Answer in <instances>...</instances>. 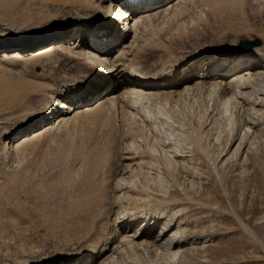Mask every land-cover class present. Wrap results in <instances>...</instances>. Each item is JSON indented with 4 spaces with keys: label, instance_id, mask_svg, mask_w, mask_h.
Here are the masks:
<instances>
[{
    "label": "rangeland",
    "instance_id": "374dc122",
    "mask_svg": "<svg viewBox=\"0 0 264 264\" xmlns=\"http://www.w3.org/2000/svg\"><path fill=\"white\" fill-rule=\"evenodd\" d=\"M60 1L0 0V33L5 31L19 37H39L50 28L71 24L76 14L72 9L62 7ZM175 14L171 17L169 14L165 19L162 16L155 19L154 37L156 34V39L161 38V48L148 47L146 52H141V71L153 64L158 66L157 69L166 66L167 55L180 58L207 50L229 49L243 40L258 39L261 43L258 48H264L263 0H243L241 6L224 7L220 11L195 2L185 5L181 13ZM180 25L184 26V30L178 28ZM74 31L75 26L70 29V32ZM13 50L10 49V53ZM50 58L59 59L58 68L49 70L50 74L46 71L48 68H45V75L59 81L67 74L66 76H71L69 80H72L71 74L76 73L67 64L69 60L64 61L62 55ZM2 63L0 62V264H33L45 258L52 259L53 256L63 259L66 254L77 253L86 241L97 238L101 234V227L103 229L108 222L111 224V213L116 214L118 209L100 212V215H96L97 219L93 218L94 224L91 217H77L75 201L79 200L80 193L77 195V190L66 185L62 174L66 167L72 169L79 164L77 153L76 156L72 153V161L69 162L71 166H68V163H62L58 159L57 147L41 142L36 147H30L23 156L24 160L20 159L18 163L14 154L1 145L5 139L4 133H10L23 122L16 118L17 115H9L12 106L8 105L11 95L20 84L3 75L1 69L15 75L21 74L19 77L24 76L23 80L27 81L28 77L42 71L32 63L20 67L18 71H11L4 68L6 66H1L4 65ZM82 80L79 77V81ZM247 89V104L236 105V114H233L235 124L232 125H227L226 118L218 115L219 111L215 109L219 92L210 101L206 98V93L200 97L201 101L198 95H194V98L184 97L178 104L173 119L169 121L163 118L161 106L156 103L147 107L149 116L138 109V117L133 121L128 119L130 122L125 121L127 125L121 122V126L115 117L109 121L108 127L114 126L115 121H118L117 129L120 130L121 140L117 149L122 153L130 149L132 142V151H139L142 142H146L149 148L156 151L158 164L143 170L136 169L135 181L140 179V172H143L141 176L146 178L143 185H146L152 197L163 196L162 199L167 200L173 196L178 203V210L174 209V212L178 211L181 221L177 222L174 229L180 228L181 248L180 255L171 264H264V114L260 112L259 117L256 113L259 99L264 97V78L252 81ZM125 101L129 103L130 98ZM201 102L207 114L206 128L199 134L193 117L196 115L197 118ZM180 117L187 119L185 122L191 123L188 126L192 128L182 127L178 121ZM233 125L232 131L230 126ZM246 125L249 127L248 133L243 132V126ZM193 128L200 135L201 147L193 140ZM103 132L101 125H93L85 119L78 125L75 134L73 133L71 144L75 143L79 148L90 146L97 139H104ZM239 141L244 147L247 145L244 150L241 149L229 159L221 158L225 151L230 149L232 153L237 150L235 148ZM67 145L64 144V147ZM226 145L228 148H225ZM174 155L182 159L181 164L171 165L173 168L169 166L171 170L167 169V172L170 173H164L163 164L167 156L176 157ZM155 169L157 171L154 172ZM19 171L27 173L26 180L23 183L9 181V177ZM158 172L163 174L159 175ZM107 175H113V169ZM151 204L152 201L147 205L148 208ZM123 207L127 209H121L122 214L129 207L126 214L133 215L134 212L137 215L131 205L126 207L124 204ZM142 208L139 209L144 214L148 213L147 210H153L152 213L157 210ZM139 209L136 210L140 211ZM161 210L171 214L169 209ZM142 212H138L139 217H144ZM166 222H161L158 231L168 225ZM173 224L174 221L170 228ZM141 227V221L128 225L126 229L117 225L121 235L137 232ZM156 230L153 227L150 236H155ZM82 233L83 237L88 236L85 242H79ZM132 253L117 252L113 256L112 264H167L160 253Z\"/></svg>",
    "mask_w": 264,
    "mask_h": 264
},
{
    "label": "bare ground",
    "instance_id": "6f19581e",
    "mask_svg": "<svg viewBox=\"0 0 264 264\" xmlns=\"http://www.w3.org/2000/svg\"><path fill=\"white\" fill-rule=\"evenodd\" d=\"M195 2L220 11L224 7L241 6L243 0H156L148 8L140 4L133 8L127 7L126 12L121 10V7H126L124 0H61L59 4L62 7L72 9L76 14L71 24L50 28L39 37H19L5 31L0 33V62L4 64L1 66L18 71L20 67L32 63L42 70L39 74L30 77L27 75L29 80L27 81L23 80L24 76L19 77L21 74L15 75L1 69L3 75L20 84L11 95L8 105L12 106L9 115H17L16 118L23 121L22 125L15 127L10 133H4L5 139L1 145L14 154L18 163L20 159L24 160L23 156L30 147H36L41 142L57 147L58 159L62 160V163L63 161L65 164L68 163V166H71L69 162L72 161V153L74 156L77 153L79 164L72 169L66 167L62 173L66 185L77 190V195L80 193L79 200L75 201L77 217L89 219L91 217L93 221V218L102 211L118 209L116 214L111 213L113 216L111 224L108 222L103 229L101 227V234H98L97 238L86 241L88 236L83 237L82 233L79 242H86L80 246L77 253L66 254L63 259L53 256L52 259L45 258L33 264H112L114 254L123 251L160 253L164 261L171 264L180 255V228L174 229L181 216L177 215L178 211L174 212V209L178 210V203L173 196L167 200L162 199L163 196L152 197L146 185H143L146 179L141 176L143 172H140V179L135 181L136 169L143 170L158 164L156 151L149 148L146 142H142L139 151H132V142L130 149L122 153L119 148L117 149L121 140L120 130L117 129L118 121H115L114 126L108 127V124L113 117L118 118L121 126L123 124L121 122L126 123L128 119L133 121L138 117V109L149 116L147 107L153 103L161 106V115L169 121L173 119L178 104L184 97L194 98V95H198L200 100L202 94L206 93V98L210 101L218 92L215 107L216 111H219L217 114L226 118L224 119L227 125L235 124L233 114H236V105L247 104L245 90L250 89H247L248 85L258 78H264L263 47L238 49L237 45H233L229 49L207 50L192 56L180 57L181 59L167 55L166 52L168 59L166 66L157 69L158 66L153 64L143 71L139 68L141 52H146L148 47L161 48V38L156 39V34L154 37L155 19L161 16L165 19L169 14V17L175 16V13H181L185 9V5ZM73 26L74 33L70 32ZM178 28L184 30L182 25ZM126 29L128 31L125 33ZM10 49L14 50L10 53ZM56 55L57 57L62 55L64 61L69 60L67 63L69 67L75 69L76 74H71L72 80H69L71 76H66L67 74L59 81L45 75V68H48L47 72L58 68L59 59L50 58ZM79 77L83 80L79 81ZM128 97L130 102L126 103L125 99ZM257 106L256 113L264 114V97L259 99ZM206 112L201 102L197 118L191 113L195 115L193 118L196 120V130L199 134L203 133L206 124ZM85 119L93 125L97 123L101 125L104 139L100 141L97 139L98 142L96 140L95 143H91L92 145L89 144L90 146L84 145L79 148L75 143L71 144L73 142L70 139L73 138L78 125ZM186 120L178 118L182 127L191 124L186 123ZM232 127L234 125L230 126L231 129ZM243 129V132L248 133L247 125L243 126ZM194 133L193 140L201 147L200 135L195 131ZM64 144L67 145L66 148ZM246 146L239 141L235 152L231 153L229 149L221 158L229 159ZM181 161L179 156H167L163 164L164 173L166 171L169 174L170 172H167V169L171 170L169 166L180 165ZM112 169L113 175H107ZM162 172L158 174L161 175ZM26 177L27 173L19 171L9 177V181L23 183ZM114 182L116 183L113 186ZM151 201L152 204L148 208L147 205ZM124 204L126 207L131 205L137 215H134V212L133 215L126 214L130 206L124 211L125 214H122L123 210L127 209L123 207ZM143 204H146L144 206L148 209L157 210L154 213L153 210H147L148 213L144 214L139 209L144 207ZM161 209H169L171 214ZM138 212H142L144 217H139ZM149 212L153 215L151 216ZM165 220L168 225L158 231V226L162 221L166 222ZM139 221L142 227L137 232L121 235L117 229V225L121 226V229H126L128 225H134ZM173 221L174 224L170 228ZM80 227L84 229L83 226ZM153 227L158 232L155 231L156 235L152 237L150 232Z\"/></svg>",
    "mask_w": 264,
    "mask_h": 264
},
{
    "label": "water",
    "instance_id": "95a60500",
    "mask_svg": "<svg viewBox=\"0 0 264 264\" xmlns=\"http://www.w3.org/2000/svg\"><path fill=\"white\" fill-rule=\"evenodd\" d=\"M261 43L258 39L253 40V41H247V40H243V41H239L237 48L238 49H253L256 47H260Z\"/></svg>",
    "mask_w": 264,
    "mask_h": 264
}]
</instances>
